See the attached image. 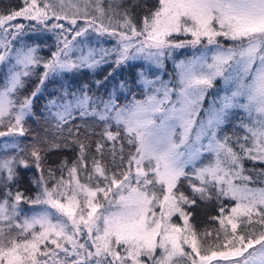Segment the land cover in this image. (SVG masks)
I'll return each mask as SVG.
<instances>
[{
  "label": "snow or ice",
  "instance_id": "snow-or-ice-1",
  "mask_svg": "<svg viewBox=\"0 0 264 264\" xmlns=\"http://www.w3.org/2000/svg\"><path fill=\"white\" fill-rule=\"evenodd\" d=\"M23 3L0 13V137L10 138L0 147L15 150L0 157V264H264V187L243 175L245 159L264 162V0H157L139 23V0ZM19 18L36 24L13 23ZM78 20L85 23L74 28ZM90 30L116 46L85 51L77 38ZM46 31L56 40L50 59L38 55L42 41L23 39ZM184 48L196 51L175 64L174 80L139 73L143 99L119 104L114 93L104 100L87 85L62 84L45 106L52 138L24 144L33 101L50 78L95 69L113 54L116 67L144 60L162 69ZM218 80L223 88L205 107ZM237 110L246 117L242 136L224 131ZM75 113L102 123L94 151L86 142L94 128L84 125L83 138L80 126L65 128ZM65 131L78 155L53 168L47 157L69 147ZM33 168L34 197L19 187L21 169ZM22 202L41 208L27 215ZM201 202L218 205L213 230L192 221ZM209 238L216 242L204 247Z\"/></svg>",
  "mask_w": 264,
  "mask_h": 264
},
{
  "label": "trees",
  "instance_id": "trees-1",
  "mask_svg": "<svg viewBox=\"0 0 264 264\" xmlns=\"http://www.w3.org/2000/svg\"><path fill=\"white\" fill-rule=\"evenodd\" d=\"M105 4L109 3L110 0H104ZM133 0H124V3H132ZM157 0H139L140 7L134 9L135 18L137 23H139L140 18L146 14L147 8H152L156 4ZM24 6L23 0H0V13L7 12L10 8L19 9ZM146 6V7H145ZM39 27V26H37ZM31 36V38H29ZM37 36H40V39H37ZM30 44L41 43V49L38 55L44 57L45 59L51 58V53L56 50V43L51 38V36L42 37L41 35H35L29 33V35L24 36ZM167 70L164 72V77L170 76L172 80L175 79V71L172 66L167 63ZM144 70L141 64H127L126 66H121L116 68L112 63H104V65L95 68V69H80L79 71L64 73L59 76H55L50 81L45 82V86L42 89V92L34 99L33 101V111L34 116L29 117L26 121V127L29 130V135L22 138L25 145H30L34 142V137L36 140L41 138H52L54 133L53 125L55 121L49 117L48 112L45 106L50 100H53L61 95V85H71L72 91H78L84 85L88 86L89 95L95 97H100L104 100H107L109 94L114 93L116 100L119 104H125L131 102L133 97L135 99H143V89L139 82V73ZM43 72V68L36 69V75L29 79L27 88L25 89L24 94H28L32 89L39 83V74ZM111 73V75H110ZM3 75L0 74V80H2ZM97 81L100 83L97 84ZM219 84V82H216ZM121 84H125L126 87H121ZM79 115V114H78ZM47 118V119H46ZM236 120V119H235ZM237 121V120H236ZM232 124L234 121H230ZM84 125H90L94 128V133L90 135V142L92 145V150L94 151L95 142L99 139V133L102 130V123L94 121L91 117L81 118L80 116L75 117V119L70 120L68 125H65V128L72 127L75 129L77 126H80L81 137H84ZM238 135L241 136L242 133L238 132ZM62 139H67L69 142L68 148H62L58 151H54L48 154L47 165L56 168L61 161L67 159L69 163L76 159L78 155V148L76 145L71 144L69 134L65 131L62 134ZM6 154H3L0 151V157L13 155L15 150L11 149ZM244 163V175L251 176L253 178V183L258 186L263 185L264 175H261L264 171L263 164L258 162H252V160L245 159ZM254 163V164H253ZM90 164V156H89ZM262 167H258V166ZM259 168H261L259 171ZM60 173L57 172V175ZM39 173L33 168L30 170L21 169V180H20V190H22L26 196H35L38 189L32 183V178L38 176ZM181 190L186 193L190 192L188 184L186 181L182 182ZM225 204H234L233 201H224ZM39 207L21 203V208L23 213L31 215V212L34 208ZM218 205L216 202H201L199 207L195 209L192 221L195 223L197 229L203 232L205 229L213 230L218 225L209 219L210 216L217 214ZM216 241H203L204 247L209 246L210 244L215 243Z\"/></svg>",
  "mask_w": 264,
  "mask_h": 264
},
{
  "label": "rangeland",
  "instance_id": "rangeland-1",
  "mask_svg": "<svg viewBox=\"0 0 264 264\" xmlns=\"http://www.w3.org/2000/svg\"><path fill=\"white\" fill-rule=\"evenodd\" d=\"M52 22H55V21H49V24L52 23ZM13 23H23V24H25L26 26L31 25V24H36L35 21H28V20H25V19H23V18H19L17 21H14ZM60 23H63V24H65L66 27H68V22H67V21H60ZM84 23H85V21H83V20H78L77 25H75V26H73V27L76 28V27H79V26H83ZM37 26H39V25H37ZM33 34H35V35H41L42 37L51 36V38H52V39L54 40V42L56 43L55 35H54V33H52V32H47V31H46V32H44V33H33ZM23 39H24V42H25V43H27V44H29V45H32V44H30V43L27 41V39H26L25 37H24ZM77 39L80 40V41H82V43H81V47H84L85 51H87V48H88V47L94 48V49H96L97 51H99V49H101V48H104V49H112V48H114V47L116 46V43H117L115 37H110V36H108V35L100 36V35H98V34L92 32L91 30L89 31V33H88L85 37H81V38H77ZM221 42L224 43L226 46H228V45L231 44L230 41H225V40H223V38H221ZM17 46H19V44H17ZM194 51H196V50L191 49V48H184V49H177V50H175V51L173 52V54H172V57L169 58V59H166V60H165V62H164V67H163L162 69H156V68H154V67H153L152 69H149L148 62H147V61H144V60L129 61V62H127L126 64L121 65V66H126L127 64H141V65L143 66V68H144L143 71H147V72H148V74H149V78H154V77L151 75V72H152V71H155L156 74L159 75V76H161V78H162L163 80H165V81H169V80H172L171 75H170V76H167V77H164V76H165V75H164V72H165V70H167V69H166V68H167V63H169V64L172 66V68L174 69L175 74H176V71H177V70H176V68H175V64H176L177 62H179L180 60H184V59L190 58V57L192 56V54L194 53ZM75 55H79V53H75V54H74V57H75ZM115 59H116L115 54H113V55H111L110 57L107 58L108 63H112L113 65H115V64L113 63V61H114ZM102 65H104V63L101 64L100 66H102ZM100 66H98V67H100ZM115 66H116V65H115ZM121 66H120V67H121ZM98 67H97V68H98ZM116 68H119V67H116ZM84 69H89V68H84ZM0 74L3 75V69H0ZM54 77H55V76H54ZM54 77H52V78H54ZM52 78H50V80H51ZM50 80H49V81H50ZM0 82H2V80H0ZM46 82H48V81H46ZM217 82H219V84L216 83L215 88H214V89H211V90L209 91V96L206 98V101H205V107H207L208 103L210 102L213 93H215V92H217V91H219L220 89L223 88V81H222V80H218ZM220 94H223V93L221 92ZM74 115H75V117L79 116L78 113H75ZM231 119H232V121H234L235 123H233V124H232L231 122L228 123L227 126L224 128V131H225L226 133H228L229 135H233V133H235L236 135H238V132H240V133H242V135H244L243 129H241V128L239 127V124H240V122H241L242 119H246V117H245V113H244L242 110H237V111L235 112V114H234L233 116L230 117V121H231ZM235 119H236L237 121H236ZM242 135H241V136H242ZM8 140H10V138H7V137H0V145H3V143H5V142L8 141ZM10 150H11V149H8L7 152H9ZM0 151H2L3 154H6V152H4L5 150H4L2 147H0ZM210 158H211V157H209V159H210ZM204 162L207 163L208 160H205ZM252 162H258V163H260V164H263V166H264V162H261V161H259V160H257V161H252ZM243 164H244V163H243ZM253 164H254V163H253ZM256 166H258V165H256ZM258 167H262V166H258ZM260 169H261V168H259V171H261ZM243 175H244V173H243ZM239 182H240V181H237V183H239ZM262 183H263V185H260V186H258V185H256V184H251L250 186L264 187V181H262ZM40 208H41V206H39V207H37V208H34L33 211H39ZM31 214H32V212H31ZM175 219H177V218L174 217V220H175ZM177 222H180V221H177ZM209 239H210V238H209ZM209 239H208V240H209ZM210 241H212V240L210 239ZM213 264H217V262H216V261H213Z\"/></svg>",
  "mask_w": 264,
  "mask_h": 264
}]
</instances>
